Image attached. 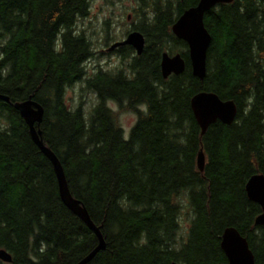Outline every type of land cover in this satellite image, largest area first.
I'll return each instance as SVG.
<instances>
[{
  "label": "trees",
  "instance_id": "16d2710c",
  "mask_svg": "<svg viewBox=\"0 0 264 264\" xmlns=\"http://www.w3.org/2000/svg\"><path fill=\"white\" fill-rule=\"evenodd\" d=\"M90 1L0 0V95L10 102L0 101V250L9 264H78L98 245L63 205L51 163L11 106L28 100L43 108V143L105 243L87 264L226 263L227 228L264 264V226L254 224L261 209L245 191L250 177L264 176V0L205 12L203 80L192 76L187 45L171 32L199 0H134L130 32L144 37L141 55L120 47L118 69L86 77L93 51L75 26ZM163 53L179 54L184 72L163 79ZM77 83L96 99L88 112L64 102ZM200 92L232 101L234 122L215 121L201 135L190 108ZM108 103L135 114L127 139ZM184 208L191 217L182 236Z\"/></svg>",
  "mask_w": 264,
  "mask_h": 264
},
{
  "label": "water",
  "instance_id": "95a60500",
  "mask_svg": "<svg viewBox=\"0 0 264 264\" xmlns=\"http://www.w3.org/2000/svg\"><path fill=\"white\" fill-rule=\"evenodd\" d=\"M233 1L235 0H199L194 7L184 11L171 27L172 34L187 45L191 74L199 80H203L205 77L206 54L211 42V37L203 23L204 14L217 5L230 4ZM124 46L133 48L137 55H141L144 49L143 35L140 32L132 31L124 40L111 45L108 51ZM184 70L185 61L179 54L169 56L167 53H163L161 55L160 72L163 79H167L171 75H180ZM0 101L10 103L9 99L2 95H0ZM11 106L19 113L28 127L33 143L51 163L57 180L59 197L63 205L79 218L98 240L96 248L78 263L87 264L98 252L105 249V243L99 229L91 222L86 210L79 201L71 196L59 160L43 143L39 129L43 119V108L32 100L11 104ZM190 108L201 130V135L215 121L225 125L232 124L237 113L236 106L232 101H222L215 94L207 92L196 94L190 101ZM196 165L199 172H202L205 157L201 151L197 155ZM245 191L249 201L256 203L261 209V213L256 217L254 224L264 226V176L257 174L250 177L245 185ZM220 247L224 253L226 263L219 264H255L254 256L246 239L233 228H227L223 231ZM11 261L10 254L1 249L0 262L9 264Z\"/></svg>",
  "mask_w": 264,
  "mask_h": 264
},
{
  "label": "rangeland",
  "instance_id": "374dc122",
  "mask_svg": "<svg viewBox=\"0 0 264 264\" xmlns=\"http://www.w3.org/2000/svg\"><path fill=\"white\" fill-rule=\"evenodd\" d=\"M136 9L137 3L134 0L90 1L88 15L79 19L75 26V31L85 36L93 51V56L84 65L86 77L99 70L113 72L121 66L119 53H106V50L115 42L124 40L134 24L138 22ZM128 16H130L129 19H127ZM83 87V83H77L65 90L64 102L67 108L75 109L81 104L84 112H88L94 105L96 101L94 94L82 90ZM108 107L117 113L119 125L124 133L123 137L127 139L136 121L135 114L125 110L120 111L113 103H108ZM183 203L185 205L184 201ZM190 217V213L184 208L180 219L182 236Z\"/></svg>",
  "mask_w": 264,
  "mask_h": 264
},
{
  "label": "flooded vegetation",
  "instance_id": "af4514ba",
  "mask_svg": "<svg viewBox=\"0 0 264 264\" xmlns=\"http://www.w3.org/2000/svg\"><path fill=\"white\" fill-rule=\"evenodd\" d=\"M129 18H130V16L127 17V19H129ZM119 48H120V47L114 49L113 51H108V49H107V50H106V51H107L106 53H111V52H114V53H115Z\"/></svg>",
  "mask_w": 264,
  "mask_h": 264
}]
</instances>
